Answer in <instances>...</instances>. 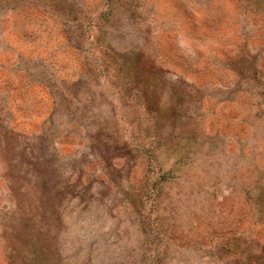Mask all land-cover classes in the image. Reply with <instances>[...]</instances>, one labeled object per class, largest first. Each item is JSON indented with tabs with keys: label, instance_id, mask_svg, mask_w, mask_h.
Listing matches in <instances>:
<instances>
[{
	"label": "rangeland",
	"instance_id": "374dc122",
	"mask_svg": "<svg viewBox=\"0 0 264 264\" xmlns=\"http://www.w3.org/2000/svg\"><path fill=\"white\" fill-rule=\"evenodd\" d=\"M0 264H264V0H0Z\"/></svg>",
	"mask_w": 264,
	"mask_h": 264
}]
</instances>
